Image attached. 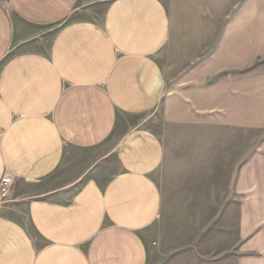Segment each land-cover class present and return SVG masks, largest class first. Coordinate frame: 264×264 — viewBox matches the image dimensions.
<instances>
[{
  "label": "crops",
  "instance_id": "0c3cea01",
  "mask_svg": "<svg viewBox=\"0 0 264 264\" xmlns=\"http://www.w3.org/2000/svg\"><path fill=\"white\" fill-rule=\"evenodd\" d=\"M5 174L0 264H264V0L0 2Z\"/></svg>",
  "mask_w": 264,
  "mask_h": 264
},
{
  "label": "rangeland",
  "instance_id": "374dc122",
  "mask_svg": "<svg viewBox=\"0 0 264 264\" xmlns=\"http://www.w3.org/2000/svg\"><path fill=\"white\" fill-rule=\"evenodd\" d=\"M0 2L4 3L5 0H0ZM167 146L166 148L168 149V153L170 152L169 155H171V150H172V156H174V152L173 149L177 144V139L172 138V139H168L167 140ZM163 222L166 224L168 229H172L173 227L175 229H180L181 231H177L174 234V239H194L197 238L199 235V233H191V234H187L186 233V229L188 228L187 225V218H175V217H162ZM179 226V227H178ZM157 242H154V248L155 250H157ZM164 261V258H159V256L157 254L153 255L150 261V264H162Z\"/></svg>",
  "mask_w": 264,
  "mask_h": 264
},
{
  "label": "built area",
  "instance_id": "2783aa9c",
  "mask_svg": "<svg viewBox=\"0 0 264 264\" xmlns=\"http://www.w3.org/2000/svg\"><path fill=\"white\" fill-rule=\"evenodd\" d=\"M13 186H14L13 178L10 175L5 174L0 180V206L9 197Z\"/></svg>",
  "mask_w": 264,
  "mask_h": 264
}]
</instances>
